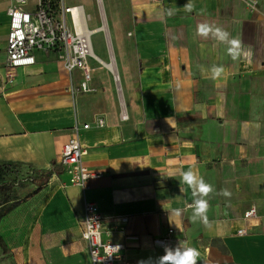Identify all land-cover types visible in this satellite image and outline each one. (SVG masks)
Returning a JSON list of instances; mask_svg holds the SVG:
<instances>
[{"label":"crops","instance_id":"0c3cea01","mask_svg":"<svg viewBox=\"0 0 264 264\" xmlns=\"http://www.w3.org/2000/svg\"><path fill=\"white\" fill-rule=\"evenodd\" d=\"M13 2L0 0V160L29 175L49 172L23 179L18 205L0 223L15 264H92L82 237L85 200L98 204L105 239L124 243L125 256L139 264H156L165 245L180 242L199 251L197 264H264V0L255 9L246 0H190L191 13L183 9L189 0H127L128 22L118 33L121 44H132L130 51L121 45L123 85L115 55L98 60L105 68L113 60L119 76L109 110L71 94L55 51H36V63L6 83ZM200 23L223 28L249 55L234 61L226 44L196 34ZM214 65L223 68L215 79ZM73 76L78 81L80 72ZM76 125L84 163L100 173L85 190L69 183L60 163ZM188 170L215 189L207 224L191 220L195 197L180 183ZM251 206L257 216L246 219Z\"/></svg>","mask_w":264,"mask_h":264},{"label":"built area","instance_id":"2783aa9c","mask_svg":"<svg viewBox=\"0 0 264 264\" xmlns=\"http://www.w3.org/2000/svg\"><path fill=\"white\" fill-rule=\"evenodd\" d=\"M13 1L8 9L6 83L14 82L17 68L36 63V51L46 53L55 51L57 59L70 74L71 94L75 96L94 91L91 86L93 68L90 60L93 58L98 61L99 57L93 50V33L88 26L89 17L83 5H68L66 0H36L35 8L29 10L26 8L29 0ZM246 1L251 9L256 8L257 0ZM76 70L80 72L78 81L73 76ZM97 124L102 127L106 122L99 119ZM79 127L75 126V133L63 145L60 163L69 176V183L85 190L88 179L98 177L100 173L89 169L84 163V157L88 152L80 142ZM82 127L87 129L89 124ZM256 216L255 206L244 212L246 219ZM173 233L174 230L169 229L162 236V241H170ZM238 233L245 234L246 230L240 229ZM105 235L104 216L98 204L85 200L82 237L88 244L92 264H139L125 256L124 243L106 240Z\"/></svg>","mask_w":264,"mask_h":264},{"label":"rangeland","instance_id":"374dc122","mask_svg":"<svg viewBox=\"0 0 264 264\" xmlns=\"http://www.w3.org/2000/svg\"><path fill=\"white\" fill-rule=\"evenodd\" d=\"M34 0H30L32 4ZM67 4L77 5L83 4L85 13L88 15V26L90 29H98L103 24L106 25V31L97 30L92 35V43L94 53L104 61H109L110 54L115 55L117 68L120 74L118 83L123 85L124 69L122 64V46L130 51L132 44L120 42V36L124 34L126 24L128 22L129 13L127 10V0H66ZM101 6V7H100ZM101 13L106 21L102 22ZM102 23V24H101ZM116 24L118 25L116 32ZM113 41V47H112ZM109 42V43H108ZM110 44V46H109ZM122 45V46H121ZM114 49V50H113ZM90 65L93 68V80L91 86L95 89L86 95L90 100L96 102L99 109L113 108V93L112 87L116 84L113 73L108 71L100 62L95 59L90 60ZM29 175L28 171L21 169L18 173L20 178L26 179ZM5 241L0 234V264H12L9 252L6 250Z\"/></svg>","mask_w":264,"mask_h":264},{"label":"clouds","instance_id":"9594fccd","mask_svg":"<svg viewBox=\"0 0 264 264\" xmlns=\"http://www.w3.org/2000/svg\"><path fill=\"white\" fill-rule=\"evenodd\" d=\"M183 9L186 12L191 13L194 9V5L189 0V2L183 6ZM172 14L173 10L169 9L168 15ZM196 34L204 38H208L209 35H211L220 43L226 44L227 54L231 56L234 61L249 55V53L242 50L238 39L230 38V33L219 26H214L209 23H200L197 25ZM222 72L223 68L221 66L214 65L211 68L213 79L219 77ZM180 183L187 184L188 187L192 189L193 197H195L191 205L193 209L191 220L193 222L200 221L207 224V212L209 209L207 197H209L211 193L215 192L214 187L206 183L203 178H198L192 170L182 172ZM218 194L225 197L231 196V193L227 189H221ZM175 214L179 216L181 214V210L176 209ZM199 256L200 253L196 248L187 246L184 242H180L174 248L165 245L164 255L158 258L156 264H197Z\"/></svg>","mask_w":264,"mask_h":264},{"label":"trees","instance_id":"16d2710c","mask_svg":"<svg viewBox=\"0 0 264 264\" xmlns=\"http://www.w3.org/2000/svg\"><path fill=\"white\" fill-rule=\"evenodd\" d=\"M21 167L22 164H19L18 162L0 160V223L3 217L13 210L19 203L16 187L21 185L24 179L18 176ZM48 174L49 172L41 171L40 173L38 172L29 175L26 178L43 179ZM6 250L9 252L7 247ZM11 263L15 264V261L11 260Z\"/></svg>","mask_w":264,"mask_h":264},{"label":"bare ground","instance_id":"6f19581e","mask_svg":"<svg viewBox=\"0 0 264 264\" xmlns=\"http://www.w3.org/2000/svg\"><path fill=\"white\" fill-rule=\"evenodd\" d=\"M105 30L106 31V26L104 27H99L97 30ZM96 30V31H97ZM94 31L95 30H92V33H94ZM99 60V59H98ZM105 64V66H106V68L110 71V72H112L113 74H114V72H116L115 70H116V66H115V63H114V61L113 60H111L110 62H107V63H104ZM117 73V72H116ZM115 76H117V74H115ZM114 76V77H115ZM117 80H118V78L117 77H115Z\"/></svg>","mask_w":264,"mask_h":264},{"label":"water","instance_id":"95a60500","mask_svg":"<svg viewBox=\"0 0 264 264\" xmlns=\"http://www.w3.org/2000/svg\"><path fill=\"white\" fill-rule=\"evenodd\" d=\"M117 78L119 77V76H116Z\"/></svg>","mask_w":264,"mask_h":264}]
</instances>
